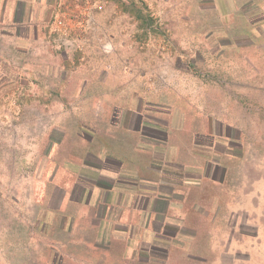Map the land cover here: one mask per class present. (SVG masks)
I'll use <instances>...</instances> for the list:
<instances>
[{
  "label": "crops",
  "instance_id": "1",
  "mask_svg": "<svg viewBox=\"0 0 264 264\" xmlns=\"http://www.w3.org/2000/svg\"><path fill=\"white\" fill-rule=\"evenodd\" d=\"M4 164L0 264H264V0H0Z\"/></svg>",
  "mask_w": 264,
  "mask_h": 264
},
{
  "label": "rangeland",
  "instance_id": "2",
  "mask_svg": "<svg viewBox=\"0 0 264 264\" xmlns=\"http://www.w3.org/2000/svg\"><path fill=\"white\" fill-rule=\"evenodd\" d=\"M215 38L218 39V41H217L218 44L221 43V42H223L225 40V39H221L220 37H215ZM6 170H9L10 171V165L4 164L3 167L0 166V172L1 171H4L5 172Z\"/></svg>",
  "mask_w": 264,
  "mask_h": 264
}]
</instances>
